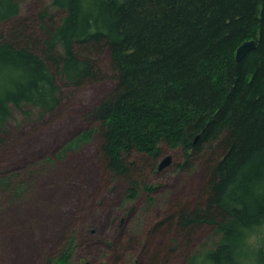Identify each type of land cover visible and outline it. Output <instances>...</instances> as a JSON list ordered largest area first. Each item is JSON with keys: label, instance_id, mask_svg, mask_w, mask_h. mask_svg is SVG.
I'll use <instances>...</instances> for the list:
<instances>
[{"label": "trees", "instance_id": "trees-1", "mask_svg": "<svg viewBox=\"0 0 264 264\" xmlns=\"http://www.w3.org/2000/svg\"><path fill=\"white\" fill-rule=\"evenodd\" d=\"M51 6L64 15L57 25L39 20L43 56L22 30L15 41H0V134L14 109L46 113L58 106L52 69L70 85L97 81L107 50L115 87L88 113L92 128L80 138L98 135L103 165L128 181V198L141 185L153 189L134 174L132 154L154 161L165 143L181 149L179 169L198 157L205 164L200 198L173 205L148 232L147 264L186 253L206 228L216 241L188 254L185 264H242L249 251L264 264V240L249 243L264 226V0H51ZM17 12L14 0H0V22ZM250 40L255 48L236 61L237 47ZM35 203L27 212L41 217ZM159 236L164 242L156 244ZM29 246L10 264H25L39 248ZM69 257L50 264H69Z\"/></svg>", "mask_w": 264, "mask_h": 264}, {"label": "rangeland", "instance_id": "rangeland-1", "mask_svg": "<svg viewBox=\"0 0 264 264\" xmlns=\"http://www.w3.org/2000/svg\"><path fill=\"white\" fill-rule=\"evenodd\" d=\"M14 3L17 15L0 22V41L13 42L22 30L32 50L43 56L39 20L43 18L45 26L57 25L64 11L52 7L51 0ZM98 65L102 77L80 85L68 84L52 69L60 90L58 106L46 113L31 107L14 109L0 134V264H10L16 254H28L30 243L39 248L25 264H50L64 253H70L69 264H147L148 232L153 225L173 205L200 198L205 177L202 157L179 169L184 162L181 149L165 143L159 145L157 160L132 154L130 160L139 167L134 174L153 189L141 185L130 199L128 181L105 169L98 135L80 138L92 128L88 113L115 87L107 50ZM166 156L170 165L158 170ZM42 191L48 192L46 197L39 196ZM34 201L41 217L27 212ZM13 209L16 212L10 213ZM155 239L156 244L164 242L160 236ZM263 240L264 226L249 235L253 247ZM214 241L212 229H202L186 253L176 252L164 264H185L188 254ZM242 264H256L252 251Z\"/></svg>", "mask_w": 264, "mask_h": 264}, {"label": "water", "instance_id": "water-1", "mask_svg": "<svg viewBox=\"0 0 264 264\" xmlns=\"http://www.w3.org/2000/svg\"><path fill=\"white\" fill-rule=\"evenodd\" d=\"M256 46L255 40L245 41L241 43L236 51H235V60L240 61L249 51L253 50ZM171 163V158L169 156L164 157L158 166V170H161L167 166H169ZM84 264H92L90 262H85ZM104 264H110V263H104Z\"/></svg>", "mask_w": 264, "mask_h": 264}]
</instances>
